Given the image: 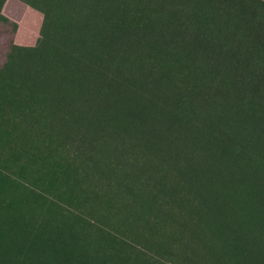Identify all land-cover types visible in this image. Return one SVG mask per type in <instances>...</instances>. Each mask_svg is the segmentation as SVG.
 <instances>
[{"label": "rangeland", "instance_id": "rangeland-1", "mask_svg": "<svg viewBox=\"0 0 264 264\" xmlns=\"http://www.w3.org/2000/svg\"><path fill=\"white\" fill-rule=\"evenodd\" d=\"M0 264H264V0H0Z\"/></svg>", "mask_w": 264, "mask_h": 264}]
</instances>
